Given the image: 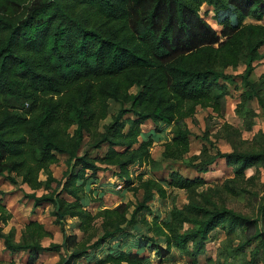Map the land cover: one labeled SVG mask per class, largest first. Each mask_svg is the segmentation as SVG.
Here are the masks:
<instances>
[{
  "label": "trees",
  "instance_id": "obj_1",
  "mask_svg": "<svg viewBox=\"0 0 264 264\" xmlns=\"http://www.w3.org/2000/svg\"><path fill=\"white\" fill-rule=\"evenodd\" d=\"M203 6L219 32L201 15ZM263 18L264 0H0V178L26 185L33 208L50 205L63 239L43 246L51 233L29 221L18 241L14 229L0 228L4 249L24 252L21 264H36L41 252L58 254L56 264H76L116 239L97 264H146L147 255L136 251L164 260L172 248L186 257L185 264H198L210 234L220 228L229 238L238 231L243 241L221 251L218 264L253 245L250 262L264 263V187L256 175L246 178L249 169L264 168V126L252 149L236 144L241 134L229 129L232 152L210 155L203 146L191 157L189 165L199 173L218 160L231 167L233 177L221 188L202 189L205 179L169 172L166 184L185 191L187 203L173 204L162 225L154 221L147 229L163 236V244L134 235L146 223L141 214L150 211L155 194L165 197L163 178L144 179V171L130 170L154 168V132H141L146 121L172 127L163 154L182 159L190 136L185 120L195 107L216 109L226 100L228 85L236 83L226 71L240 63L244 91L236 112L252 128L255 111L248 103L255 100L264 109V74L249 81L262 58L264 24L244 22ZM109 100L120 108L100 126ZM57 155L66 156L59 179L50 171ZM112 169L125 190L142 191L141 199L92 213L83 202L95 200L91 187L98 174ZM39 190L45 193L38 196ZM224 196L252 201L254 217L228 208ZM66 217L77 220L75 231L65 229Z\"/></svg>",
  "mask_w": 264,
  "mask_h": 264
},
{
  "label": "rangeland",
  "instance_id": "obj_2",
  "mask_svg": "<svg viewBox=\"0 0 264 264\" xmlns=\"http://www.w3.org/2000/svg\"><path fill=\"white\" fill-rule=\"evenodd\" d=\"M201 15L217 32L220 31V28L213 21L212 11L208 7L203 6L201 8ZM244 23L264 24V18L261 22L246 19ZM260 54L262 58L254 64L253 72L249 80L250 82H257L259 77L264 74V46L260 49ZM243 73V63H240L234 70L231 68L227 69L226 74L234 77L236 83L228 85L230 95L226 100L218 105L216 109L208 105L206 107H195L194 114L185 120L190 131V136L188 151L182 155V159L164 157L163 152L166 145L172 142L173 136L171 133V126L156 125L151 121H146L141 126V132L143 134L148 131L154 132L153 142L149 147L150 158L154 162L152 167L154 168L147 166L142 170L133 166L130 170H132V175L143 173L141 171H144V179L152 177L153 174L163 178L159 184L166 190V193L165 197L155 194V198H153V201L150 203V211L141 214L144 215L146 223H141L136 232H134L136 237L145 234L148 237H153L157 243L163 244V236H156L152 231L147 232V229L152 227L150 224L154 221L156 224L162 225L167 219V214L173 207V204L181 207L187 203L185 191L170 190L169 186L166 184L165 179L169 172H176L188 178L198 176L205 179L206 184L202 189L221 188L222 184L227 179L233 177L231 167L225 165L223 160H218L209 171L205 173H199L193 166L189 165L191 157L199 155L203 146L210 155L215 154L217 150L221 153L232 152L233 149L229 142L228 130L235 129L241 134V138L236 141V144H239V142L245 143V146L249 149L255 147L253 139L264 126V109L259 107L255 100L248 103V107L255 111V117L251 120V129L247 128L246 122L237 114L236 109L240 102L239 96L244 91L239 81ZM135 91V88L131 89L132 93ZM107 104L106 116L100 119V126L110 122L120 108L119 104L112 100L107 101ZM68 131L71 132L72 128ZM141 137H143L142 139L144 140L147 139L145 135ZM87 141L88 137L85 138L84 142ZM65 161V155H57L56 161L50 165V171L54 178L59 179L62 172L65 171ZM112 171L113 169L111 171L106 170L104 173H99L97 177L98 183L94 186L91 185V188L95 189L94 192L96 191L94 196L95 200L83 202L84 207L90 212L96 213L105 208H114L122 202L135 203L141 199V190H125L119 179L112 174ZM252 175H256V183H259V185L261 183L262 187H264V168H251L246 172V178ZM41 179H44L43 175H41ZM137 186L138 182L136 181L131 187ZM262 187L258 186L257 190H260ZM31 193V190H29L26 185L20 183L11 185L3 178H0V228H2L5 233L11 228L14 229L16 231L15 238L18 241L25 225L29 221H37L44 225L51 233L50 237L42 241L43 246H48L51 243H61L63 240L62 232L60 227L56 224L54 216L51 214V206L44 204L38 208H33V201L28 198V195ZM43 193H45L43 190L36 192L38 196ZM99 197H101V199H99ZM172 198H175V200L173 201ZM223 199V202L228 208L254 217V203L247 200V198L224 196ZM2 218L5 220H2ZM76 222V219L66 217L63 224L65 229L69 232L70 230L75 231ZM144 225H146V227H143ZM163 231L166 233L164 229ZM129 239L131 238L127 237L125 240L128 241ZM240 241H243V237L238 231L229 238V236H226L224 230L220 228L216 229L210 234L209 239L206 241L204 251L198 258V264H218L219 259L221 261L224 260V256H219L221 251L225 250L227 246H230L231 250L236 248ZM116 244V239L110 240L107 245L99 247L96 251H91L87 257L78 259L76 264H97L108 251V247L114 248ZM253 246L246 249L244 254L235 253L236 255L233 258L224 261L225 264H264L261 260H252V262H250V251L253 249ZM189 247L192 248V245H189ZM125 248L128 251L135 250L133 244L130 246L126 244ZM122 250H124V248H122ZM145 251L138 250L136 252L147 255L146 264H185L187 261L186 257L180 254L175 248L171 249V253L164 260L155 257L153 254H148ZM25 259L26 254L24 252L11 254L6 251L2 240H0V264H10L12 262L21 264L24 263ZM58 260L59 256L54 252H41L36 264H56ZM224 262H222V264Z\"/></svg>",
  "mask_w": 264,
  "mask_h": 264
}]
</instances>
